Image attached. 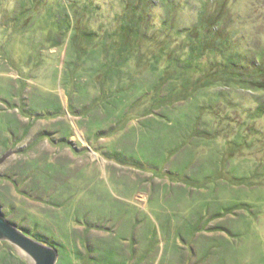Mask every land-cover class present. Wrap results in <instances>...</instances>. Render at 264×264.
Segmentation results:
<instances>
[{
	"label": "rangeland",
	"instance_id": "374dc122",
	"mask_svg": "<svg viewBox=\"0 0 264 264\" xmlns=\"http://www.w3.org/2000/svg\"><path fill=\"white\" fill-rule=\"evenodd\" d=\"M165 1L0 0V158L14 152L0 164V207L28 236L52 240L57 264L65 255L71 264H264V90L249 82L264 76V61L254 65L264 52V0H168L173 10ZM203 9L218 48L209 69L169 67L185 87L162 103L139 99L127 117L83 102V81L89 96L108 86L101 70L83 75L88 62L55 15L69 14L74 30L110 49L124 21L141 16L122 79L146 89L161 45L160 68L187 57ZM223 69L242 71L243 84ZM5 250L30 264L0 240Z\"/></svg>",
	"mask_w": 264,
	"mask_h": 264
},
{
	"label": "trees",
	"instance_id": "16d2710c",
	"mask_svg": "<svg viewBox=\"0 0 264 264\" xmlns=\"http://www.w3.org/2000/svg\"><path fill=\"white\" fill-rule=\"evenodd\" d=\"M164 4L170 10L176 9L174 7L175 5L174 2H171L169 4V1L166 0ZM207 13H208L207 9L201 10L202 29L199 27L198 30L196 29L195 32H193V34H189L190 49L186 58L183 57L184 59H182L180 56L179 57L175 56V58L173 57L172 59H170V61L167 60L168 65L166 67L160 68L159 62L161 59L159 58H161L162 55L166 51H168V45L163 44L158 48L157 52L154 54L155 57L153 58V60H151L148 71L150 73H155L157 75L156 82L153 85H150V87L148 86L146 89H144L143 86L139 85L137 83L138 81H136L135 78L131 79L132 82L129 85L124 84L125 82L122 79L123 66L127 65L130 54L131 53L133 54L136 48V44L134 43L133 39H138L143 36L142 27L139 25V22L137 21V19H139L141 16L137 15V19L135 20L131 19L130 21L129 20L124 21L121 28V38L118 39L119 41H116V43L113 44L112 49H110V47H107L106 42L102 43V45L99 43L95 45L96 42L92 43V39L95 37L92 36L91 33L87 32L85 34L77 30H74L70 22L69 14L67 15V17L66 15L63 16L62 13L59 16L55 15V17L52 18V21L54 24H56V27L60 28V30L63 32L64 40L69 41V44L72 42L73 49L75 51V55L77 59H82L86 63L88 62L87 66L83 68L84 70L83 75L86 76L85 74H87L89 75V78H91L92 76L95 77L94 72L101 70L102 78L101 80L98 79L97 80L101 86H103L104 84L108 86L107 89H101L102 92L100 91V93L97 96H94V94L89 96V94L87 93L89 84L87 83V80L83 81L85 82L84 84L87 86V88L82 92L83 95L81 99H83V102L85 104H89V107L93 109H103L107 107L108 110L112 112L111 115L127 117L128 116L127 113L130 112V110L134 107V103H136L139 99L141 100L152 96L154 99H157V101L162 103L165 102V98H168L171 95H173V93H175V90H177L175 88L177 86L185 87L187 78L183 76L180 78L179 75L174 73L172 76L171 75L168 76L167 71L169 67H173V66L183 67L184 69L193 70V71H198L200 69H209L208 68L210 64L209 54L211 52H216L218 48L215 42L213 41L214 36L211 35V33L213 32L211 28H205L203 26L206 23L204 18L207 16ZM214 18L216 17L214 16ZM201 30H202V34H201ZM64 40L63 42H65ZM68 48L66 50L65 58L67 56ZM104 54H106V60L105 62H100L103 59ZM89 59L95 60V63H93V65L90 64ZM263 61H264V52H257L254 65L257 64L262 65ZM225 63L226 65L222 64L221 62V65L224 68L228 67L229 63L234 64L235 62L234 59L229 58L225 60ZM202 64L204 65L207 64L206 66L207 68H203ZM222 71L225 73L227 72L226 76L230 77V79L231 78L236 79L237 81L242 80L241 83L243 84L244 78L242 77L243 74L242 71H240L242 73L241 76L235 71H233V73L224 69ZM142 72L143 71H141V73ZM168 82L172 83L173 87L171 88L169 93H166L165 95H161V91H162L161 89L163 85ZM249 82L251 89L259 88L264 90V76L263 77L252 76ZM238 83L240 82L238 81ZM94 84H97V82H95ZM142 84L145 86L148 84V82H146L145 80L142 81ZM149 90L151 92H149ZM136 94H137V98L134 101H132L129 107H127V104L131 102L130 99ZM57 102L61 104L59 98L57 99ZM31 111H33V109H30V112ZM148 113H151L152 115L153 112L151 111L146 112V116ZM144 115L145 113L139 114L138 119L142 118ZM28 131H29V127L24 126V131L22 135H27ZM27 231L30 232L29 236L57 248L52 240L39 236L33 231L30 230ZM86 239H87L86 237L82 236L80 241L82 242L85 241ZM80 253L81 252L79 251V254ZM12 255H13V259L14 258L17 259L19 264H28L22 257L16 255L11 250L8 251V253H6L5 250L3 256L0 255V264H9ZM64 259L65 261H69V264H71V261L67 258V255L64 256ZM65 261L64 264H68Z\"/></svg>",
	"mask_w": 264,
	"mask_h": 264
},
{
	"label": "water",
	"instance_id": "95a60500",
	"mask_svg": "<svg viewBox=\"0 0 264 264\" xmlns=\"http://www.w3.org/2000/svg\"><path fill=\"white\" fill-rule=\"evenodd\" d=\"M14 153L11 149L0 158L4 159ZM0 240H6L20 249L30 264H57L58 249L28 236L21 228L11 223L0 207Z\"/></svg>",
	"mask_w": 264,
	"mask_h": 264
}]
</instances>
